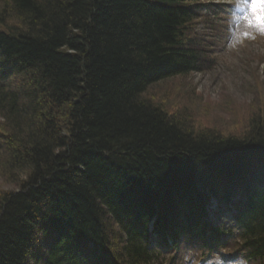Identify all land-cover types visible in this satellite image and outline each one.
Segmentation results:
<instances>
[{"label":"trees","instance_id":"trees-1","mask_svg":"<svg viewBox=\"0 0 264 264\" xmlns=\"http://www.w3.org/2000/svg\"><path fill=\"white\" fill-rule=\"evenodd\" d=\"M196 1L0 0V264H161L151 223L264 264V111L230 137L147 100L203 69Z\"/></svg>","mask_w":264,"mask_h":264},{"label":"rangeland","instance_id":"rangeland-1","mask_svg":"<svg viewBox=\"0 0 264 264\" xmlns=\"http://www.w3.org/2000/svg\"><path fill=\"white\" fill-rule=\"evenodd\" d=\"M214 3L212 6L224 7V12L215 19L204 17L191 31H197L206 44L216 43L201 54L205 60L203 71L162 81L148 89L147 100L165 106L181 124H192L196 133L243 137L249 133L257 112H262L258 108L264 111V34L260 30L264 20L257 18L260 9L256 16L250 13L251 0ZM260 117L264 120L263 115ZM16 190L0 176V195ZM189 248L181 242L179 248L160 254L165 264H244L232 254L215 252L205 257L194 250L196 247L192 246V251Z\"/></svg>","mask_w":264,"mask_h":264},{"label":"snow or ice","instance_id":"snow-or-ice-1","mask_svg":"<svg viewBox=\"0 0 264 264\" xmlns=\"http://www.w3.org/2000/svg\"><path fill=\"white\" fill-rule=\"evenodd\" d=\"M258 9H260L261 15L257 18L259 20H264V2H262V0H251L250 13L253 16H256ZM243 19L249 24V26H252V21L249 20L248 16H244ZM260 30L262 34H264V27H261Z\"/></svg>","mask_w":264,"mask_h":264},{"label":"bare ground","instance_id":"bare-ground-1","mask_svg":"<svg viewBox=\"0 0 264 264\" xmlns=\"http://www.w3.org/2000/svg\"><path fill=\"white\" fill-rule=\"evenodd\" d=\"M14 194H16V192ZM155 236L154 232H148L145 237V244L154 239Z\"/></svg>","mask_w":264,"mask_h":264}]
</instances>
